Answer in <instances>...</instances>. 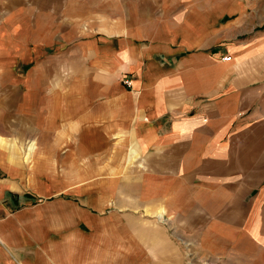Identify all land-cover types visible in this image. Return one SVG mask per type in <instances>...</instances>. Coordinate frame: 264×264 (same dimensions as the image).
I'll list each match as a JSON object with an SVG mask.
<instances>
[{
  "label": "crops",
  "instance_id": "1",
  "mask_svg": "<svg viewBox=\"0 0 264 264\" xmlns=\"http://www.w3.org/2000/svg\"><path fill=\"white\" fill-rule=\"evenodd\" d=\"M9 1L0 264H147V242L181 264L143 216H264V0ZM20 129L52 137L33 166ZM206 226L227 261L264 264L262 225Z\"/></svg>",
  "mask_w": 264,
  "mask_h": 264
},
{
  "label": "rangeland",
  "instance_id": "2",
  "mask_svg": "<svg viewBox=\"0 0 264 264\" xmlns=\"http://www.w3.org/2000/svg\"><path fill=\"white\" fill-rule=\"evenodd\" d=\"M12 5V1L9 0H0V13L6 14L7 8H10ZM2 7V8H1ZM22 68V67H21ZM26 70V67L24 71ZM21 75L25 76L26 73H22ZM127 78V77H126ZM123 79V82L125 84L126 80L129 79ZM128 86H131L127 84ZM24 92H26L25 89H23ZM35 129L30 130V135L24 136L22 129H20V135L16 138V142L18 146L20 147V153L19 156L22 161H24L27 166H33L35 157L38 152L39 144L40 143H47L50 144L52 141L51 136H44L39 134L32 135L31 133H34ZM36 132V130H35ZM11 137V136H10ZM12 138H4V145L7 146L10 145ZM8 141V142H7ZM48 146V148H50ZM50 156H53L52 152L47 153ZM49 195L47 200H53L56 199L58 196L63 197H69L70 193L65 192H56L54 190L49 191ZM71 197H74L71 196ZM44 197H34L32 199L33 204L41 203L45 200ZM112 206H110L111 208ZM109 209V208H108ZM107 209V210H108ZM135 213L133 214L135 216H141L140 214L143 213V211L134 210ZM109 211L105 212L108 213ZM111 212V211H110ZM131 213V211H123L121 213ZM186 211H183L185 213ZM197 212L194 210L193 213ZM262 212V211H261ZM156 216H143V218L147 219V222L143 225L147 228L149 227H155L158 228L161 235L164 237L166 243L171 248V253L177 255V257L180 256L181 264H234V261H227V255H225L224 250L219 249L220 242H214L211 245L209 242H205V237H209L210 235H216L214 233H208V226L206 225H212L213 228L217 227L220 228L223 224L228 223V225H239L241 223L244 224H252V225H262L263 230L259 234L260 239H264V216H256V217H204V216H193V215H186V216H167V215H157ZM222 228V227H221ZM207 232V233H206ZM218 236L222 235L221 233H217ZM234 235V234H233ZM236 235V234H235ZM239 235V234H237ZM142 238L144 237V234L140 235ZM118 237V236H117ZM116 240H118L116 238ZM171 240V241H170ZM147 248L143 249L144 254H146L149 263L147 264H162V260H158L157 257H161L162 254H159L158 256L153 253V250L151 246L153 244H150V242L146 243ZM233 247V248H231ZM235 245H230L228 252L231 254V256L234 255V252L232 249H235ZM218 248V249H217ZM86 251V249H85ZM138 251V250H137ZM137 256H133V259H131L130 262L126 263H116V264H141L138 258H134ZM179 262V260H177ZM179 264V263H175Z\"/></svg>",
  "mask_w": 264,
  "mask_h": 264
},
{
  "label": "built area",
  "instance_id": "3",
  "mask_svg": "<svg viewBox=\"0 0 264 264\" xmlns=\"http://www.w3.org/2000/svg\"><path fill=\"white\" fill-rule=\"evenodd\" d=\"M227 58H230V57H227ZM126 83L130 85L131 80L130 79L129 80H126Z\"/></svg>",
  "mask_w": 264,
  "mask_h": 264
}]
</instances>
